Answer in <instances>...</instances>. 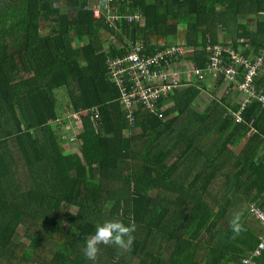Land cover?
I'll list each match as a JSON object with an SVG mask.
<instances>
[{
  "label": "trees",
  "instance_id": "obj_1",
  "mask_svg": "<svg viewBox=\"0 0 264 264\" xmlns=\"http://www.w3.org/2000/svg\"><path fill=\"white\" fill-rule=\"evenodd\" d=\"M64 1L0 0V264H241L260 235L246 224L249 205L264 208V107L251 101L235 123L237 94L218 80L177 88L156 103L161 117L138 111L130 122L106 61L127 54L126 41L155 53L179 30L193 68L219 37L254 58L264 0H131L117 15L140 13L144 26L121 19L118 29L86 0H66L74 15L63 13ZM255 87L264 95V65ZM203 91L210 103L197 113ZM74 133L71 153L61 138ZM238 144L232 160L225 147ZM106 220L132 225L131 242L98 244L89 260L84 245Z\"/></svg>",
  "mask_w": 264,
  "mask_h": 264
},
{
  "label": "built area",
  "instance_id": "obj_2",
  "mask_svg": "<svg viewBox=\"0 0 264 264\" xmlns=\"http://www.w3.org/2000/svg\"><path fill=\"white\" fill-rule=\"evenodd\" d=\"M93 9V16L100 17V6L106 10V23L114 27L115 23L125 19L129 24L139 27L144 25L142 14L118 16V5L131 0H87ZM224 41L220 40V43ZM217 44L206 47L207 63L202 69L193 68L185 58L192 54L183 44L167 45L163 41L155 43L158 49L153 54L146 53L142 43L129 46V51L122 57L108 58L106 61L107 73L120 93V105L126 118L132 122L135 112L143 111L159 114L156 103L169 95L173 90L196 83L221 80L226 87H233L237 94L236 102L239 105L237 112L232 113L235 123L241 121V111L251 101L255 100L264 107V95L255 87V79L264 65V50L256 57H243L231 47ZM119 49L120 45L118 46ZM253 58V59H252ZM161 111V109H160ZM88 116V111L71 116L72 122L77 125L75 132H79L81 119ZM96 118V116H94ZM92 120V119H91ZM96 127V123H93ZM69 143L75 138L64 137ZM249 215L260 224L261 231L257 247L248 253L241 264H253V260L264 251V213L255 205L249 207Z\"/></svg>",
  "mask_w": 264,
  "mask_h": 264
},
{
  "label": "clouds",
  "instance_id": "obj_3",
  "mask_svg": "<svg viewBox=\"0 0 264 264\" xmlns=\"http://www.w3.org/2000/svg\"><path fill=\"white\" fill-rule=\"evenodd\" d=\"M103 6V5H102ZM91 5L88 4V8L92 11V14H93V9L90 8ZM103 8V7H102ZM104 9V8H103ZM99 11V10H98ZM101 16V15H100ZM94 17V16H93ZM95 18V17H94ZM100 18V17H98ZM125 20V19H124ZM118 23V22H117ZM115 23V26L114 27H111L113 29H117L116 28V24ZM144 26V25H143ZM107 36V38L112 42V43H115V40L112 39L113 37L109 35L108 37V34L105 33ZM220 38V37H219ZM165 39L164 38H159L157 41H164ZM220 40V39H219ZM135 43H138V42H135ZM176 44H183L184 47L186 49H189V50H192V54L191 55H188L186 56L185 60L187 63L190 64L188 58L190 56H193L194 53H196V50L193 49V48H190L188 46L185 45L184 41H179L178 43ZM172 45V44H170ZM192 65V64H191ZM75 138V142L74 143H69L68 141V138L67 139H63L64 137H73ZM62 141L65 142V145H69L70 146V149L72 146H74L73 148H77L78 146V141L76 140V136H75V133L73 135H63L62 138H61ZM78 149V148H77ZM79 151V150H78ZM251 206V205H250ZM249 206V207H250ZM257 206V205H256ZM260 209V208H259ZM261 210V209H260ZM262 211V210H261ZM263 212V211H262ZM264 213V212H263ZM248 216L251 218V219H254L252 218L250 215H249V209H248ZM255 220V219H254ZM258 225H259V230L261 231V227H260V224L257 220H255ZM133 226L132 225H125L124 223L120 222V221H113V220H106L105 222H103L102 225H98L96 228H95V232H94V235L92 236V238L90 240H87L85 245H84V248H83V254L84 256L89 259V260H94L96 255H97V252H98V248H97V245L98 244H101V243H108V242H111L113 244H116V245H120V246H124L125 243H130L131 242V237H130V233L133 231ZM233 230L234 231H239L240 228H239V224L237 223H233ZM260 231H259V234H260ZM127 237V241H125V238ZM259 238V237H258ZM252 251V250H251ZM249 251V252H251ZM248 252V253H249Z\"/></svg>",
  "mask_w": 264,
  "mask_h": 264
},
{
  "label": "crops",
  "instance_id": "obj_4",
  "mask_svg": "<svg viewBox=\"0 0 264 264\" xmlns=\"http://www.w3.org/2000/svg\"><path fill=\"white\" fill-rule=\"evenodd\" d=\"M142 28V27H141ZM104 38L105 39H107V36H104ZM138 42V41H137ZM139 43H142V42H140L139 41ZM177 43V42H173V44L172 45H175V44ZM143 44V43H142ZM144 45V44H143ZM108 47V46H107ZM106 47V48H107ZM146 47V46H145ZM204 86H206L207 88H209V87H211V85H213V83L212 82H210V81H208V83H205V84H203ZM116 86V85H115ZM209 90H211V89H209ZM225 90V86H224V84H221V86H220V88H219V92L221 93V92H223ZM168 96V95H167ZM166 96V97H167ZM206 98H209V95H208V92H206V91H203L202 93H201V95H200V99H199V105L201 106L202 105V101H201V99L203 100V101H205L206 100ZM210 100V99H209ZM210 103V101L208 102V103H206L205 105H203V109H201V107L199 106V109H196V108H194V111L195 112H197V113H202L203 111H204V109L208 106V104ZM168 107H169V105H168ZM166 108H167V106H166ZM162 109H165V108H162ZM242 148H243V145H236V146H230V145H227L226 147H225V150H226V152H229V153H231V154H233L234 155V157H231L232 158V160H236V158L239 156V153L240 152H242L241 150H242ZM229 153H228V156H229ZM259 156H263L264 157V149H262L261 150V152L259 153ZM260 201V203H262L263 204V206H264V202H262L261 201V199L259 200ZM252 204H255V203H251L250 205H252ZM257 204V203H256ZM255 204V205H256ZM249 205V206H250ZM258 205V204H257ZM259 206V205H258ZM263 212H264V208L262 209L261 207H259ZM247 214H248V210H247ZM248 223V225L250 226V227H252V228H254V230L257 232V235H259V225H258V223L254 220V219H251L249 216H248V218H247V220H246V224ZM258 237V236H257Z\"/></svg>",
  "mask_w": 264,
  "mask_h": 264
},
{
  "label": "rangeland",
  "instance_id": "obj_5",
  "mask_svg": "<svg viewBox=\"0 0 264 264\" xmlns=\"http://www.w3.org/2000/svg\"><path fill=\"white\" fill-rule=\"evenodd\" d=\"M60 9H61V11L63 12V13H66L67 15H69V16H73L74 15V12H73V10L71 9V7H70V1H64V2H62L61 4H60ZM102 9V10H101ZM99 11H100V13L101 14H103L104 12H103V8H99L98 9ZM105 11V13H106V10H104ZM103 12V13H102ZM104 13V17H105V19H106V17L107 16H105V15H107V13L105 14ZM228 30V29H227ZM42 33L43 34H46L47 33V30H42ZM183 35H184V31H182V30H179L178 31V35L177 36H175L174 38H172V39H170L167 43H169V44H171L172 42H179V41H182L183 40ZM73 36L71 35V38H72ZM220 40H225L223 37H220L219 38ZM164 43H166V41L164 40L163 41ZM166 43V44H167ZM169 44H167V45H169ZM74 45H76V43L74 44ZM65 94H66V92H64V91H61V90H59V91H56V98H57V100L58 101H60L61 100V98L63 97V96H65ZM210 98H206V100L205 101H203L202 99H201V101H202V105L200 106L201 107V109H203V105H205L206 103H208L210 100H209ZM199 106H194V108H196V109H199ZM72 129H73V131L75 130V129H77V125L75 124V123H73L71 126H70ZM63 136V135H62ZM63 145L64 146H66L65 145V142H63ZM73 149V147H71V153L72 152H74V150H72ZM54 244H55V242H52V245H51V247H53L54 248ZM52 249V248H51ZM51 253L52 252H50L49 250H47L46 251V253H45V255H44V257H49L50 255H51Z\"/></svg>",
  "mask_w": 264,
  "mask_h": 264
},
{
  "label": "bare ground",
  "instance_id": "obj_6",
  "mask_svg": "<svg viewBox=\"0 0 264 264\" xmlns=\"http://www.w3.org/2000/svg\"><path fill=\"white\" fill-rule=\"evenodd\" d=\"M87 1V0H86ZM88 3V2H87ZM85 6V5H84ZM100 12V11H99ZM92 13V12H91ZM106 14V13H105ZM106 16V15H105ZM123 16V15H122ZM102 17V16H101ZM99 19H101V18H99ZM123 20V19H122ZM117 25V24H116ZM118 27H119V25H118ZM121 27V26H120ZM119 27V28H120ZM118 29V28H117ZM116 31V30H115ZM121 31V30H120ZM104 33V32H103ZM116 33V32H115ZM111 35V34H110ZM109 36V35H108ZM118 37H120V36H118ZM122 37H123V34H122ZM124 38V37H123ZM105 39V38H104ZM153 39V38H152ZM155 39V38H154ZM125 40V39H124ZM107 41H109V40H107ZM123 41V40H122ZM129 41H130V39H129ZM140 41H142L143 42V40L141 39ZM153 41V40H152ZM111 42V41H110ZM119 42V41H118ZM121 42V41H120ZM126 42H128V41H126ZM139 42V41H138ZM124 43H125V41H124ZM131 43H132V41H131ZM119 44V43H118ZM166 44V43H165ZM167 44H169V43H167ZM173 44V43H172ZM175 44V43H174ZM107 45V44H106ZM153 45V44H152ZM121 46H123V45H121ZM155 46V45H154ZM125 48H127V46L125 47ZM124 49V48H123ZM128 49H129V47H128ZM153 49H156V47H154ZM234 50V49H233ZM107 51V50H106ZM150 51V50H149ZM149 51H147L148 52V54H150V53H153V51H151L150 53H149ZM235 51V50H234ZM239 52V51H238ZM237 52V53H238ZM125 53V52H124ZM240 55H242L241 53H240ZM214 84V83H213ZM204 86V85H203ZM206 87V86H205ZM202 89V88H201ZM200 89V90H201ZM232 90H234L233 88H232ZM233 92V91H232ZM169 96V95H168ZM234 96V95H233ZM161 101V100H160ZM167 103V102H166ZM165 103V104H166ZM164 106V105H163ZM262 107V106H261ZM235 113V112H234ZM259 237V236H258Z\"/></svg>",
  "mask_w": 264,
  "mask_h": 264
}]
</instances>
